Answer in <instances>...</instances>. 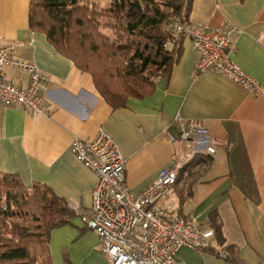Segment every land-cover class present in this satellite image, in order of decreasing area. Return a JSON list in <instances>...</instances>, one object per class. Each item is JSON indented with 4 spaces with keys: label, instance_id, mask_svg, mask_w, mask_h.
<instances>
[{
    "label": "crops",
    "instance_id": "obj_1",
    "mask_svg": "<svg viewBox=\"0 0 264 264\" xmlns=\"http://www.w3.org/2000/svg\"><path fill=\"white\" fill-rule=\"evenodd\" d=\"M30 8L31 0H0V45L23 42L19 55L35 62L45 76L42 96L48 114L0 106V171L17 175L28 187L40 183L82 206L51 231L52 263L110 264L98 234L82 219L98 177L76 159L72 141L93 139L100 129L108 132L126 158V183L139 193L187 154L185 145L169 135L177 134L172 121L180 113L204 122L216 153H199L206 161L193 171L181 169L159 203L170 202L182 215L211 227L216 223L224 240L213 238L218 254L182 247L176 259L233 264L223 252L231 246L241 264H264V96L214 71L195 75L198 53L192 39L182 36L181 53L170 74L156 80L153 92L114 107L90 72L61 52L46 32L32 28ZM186 17L194 26L215 28L230 21L241 28L231 58L264 85V46L257 41L264 34V0H192ZM5 72L14 84H28V74L11 66Z\"/></svg>",
    "mask_w": 264,
    "mask_h": 264
},
{
    "label": "built area",
    "instance_id": "obj_2",
    "mask_svg": "<svg viewBox=\"0 0 264 264\" xmlns=\"http://www.w3.org/2000/svg\"><path fill=\"white\" fill-rule=\"evenodd\" d=\"M243 30L230 21L215 27L194 26L185 15H176L172 25V40L189 37L198 53L194 73L214 71L238 83L254 95L264 96V85L249 75L231 54L236 35ZM264 46V34L257 37ZM23 42L0 45V106H19L25 111L47 115L42 89L45 76L32 60L19 55ZM14 67L29 76L26 86L9 80L5 67ZM177 134L170 139L185 145L188 152L162 169L158 178L139 193L126 183V158L118 142L100 129L90 140L76 137L71 150L77 160L94 171L98 184L93 191L91 207L85 210L83 221L99 236V247L110 264H184L176 259L182 247L205 251L212 246L215 230L193 216H184L167 198L179 173L199 153L214 155L216 146L204 122L198 118H173ZM74 211L80 204H69ZM225 256V254H222Z\"/></svg>",
    "mask_w": 264,
    "mask_h": 264
},
{
    "label": "trees",
    "instance_id": "obj_3",
    "mask_svg": "<svg viewBox=\"0 0 264 264\" xmlns=\"http://www.w3.org/2000/svg\"><path fill=\"white\" fill-rule=\"evenodd\" d=\"M81 1L31 0L30 25L46 32L61 52L90 72L112 106L151 94L156 80L170 74L181 53V37L172 40V25L176 15L186 16L192 0H112L101 9ZM101 25L114 35L104 34ZM205 161L206 156L198 154L184 170L193 171ZM7 186L19 188L21 194L12 197L9 191L5 202L0 198V264H53L51 231L76 212L48 187H28L17 175L0 171V187ZM28 189L35 193L25 204ZM212 228L222 242L221 227L215 223ZM206 250L220 252L214 245ZM223 252L233 264H241L231 246Z\"/></svg>",
    "mask_w": 264,
    "mask_h": 264
},
{
    "label": "rangeland",
    "instance_id": "obj_4",
    "mask_svg": "<svg viewBox=\"0 0 264 264\" xmlns=\"http://www.w3.org/2000/svg\"><path fill=\"white\" fill-rule=\"evenodd\" d=\"M111 1L112 0H82L80 3L82 4H88L89 6H94V8L96 9H101V8H106L108 7L110 4H111ZM100 29L101 31L104 33V34H107V35H110V36H113L114 32L112 29L110 28H107L105 27L104 25H101L100 26ZM73 33V31H71ZM7 187H10L11 189L7 190L8 188ZM7 187H0V198L5 202L6 199L10 196L8 194L9 191H11V196L13 197L14 195H17L19 196L21 194V191L19 190V188L17 187H14L12 188L11 186H7ZM26 190H24L23 192H25ZM33 193H35V190L34 189H28L26 191V194L24 196V203L26 204L28 200V197L33 195ZM28 207V205H27ZM27 209V208H26Z\"/></svg>",
    "mask_w": 264,
    "mask_h": 264
}]
</instances>
